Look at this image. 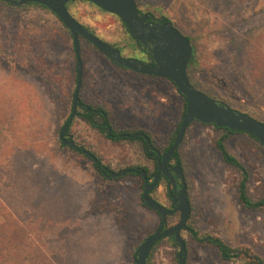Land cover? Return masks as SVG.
Returning <instances> with one entry per match:
<instances>
[{"label": "rangeland", "instance_id": "374dc122", "mask_svg": "<svg viewBox=\"0 0 264 264\" xmlns=\"http://www.w3.org/2000/svg\"><path fill=\"white\" fill-rule=\"evenodd\" d=\"M139 2L155 17L169 16L193 39L197 54L190 73L199 86L264 122V75L259 77L255 70L258 63L264 64L257 53L264 31V0ZM70 10L125 55L142 57L119 16L87 0L72 1ZM81 49L83 99L109 108L116 129L148 131L163 150L183 118L178 90L166 78L117 67L87 40L82 39ZM76 83L73 40L61 20L37 4L12 6L0 0V140L21 148L16 163L3 174L5 182L15 179L7 186L2 183L7 203L24 209L30 205L25 197L36 193L43 216L51 204L68 198L70 214L96 232L89 235L87 261L82 259L81 264H135L134 252L157 229L160 218L143 205L140 178L103 180L89 158L61 145L59 133L72 112ZM222 133L195 121L181 143L194 224L201 235L217 234L264 259V208L248 209L240 201V174L223 160L214 143ZM67 137L89 146L116 171L132 165L154 170L139 142H113L79 116L73 118ZM226 143L250 170L251 196L263 197L264 148L246 134H234ZM5 149L0 145V161L7 159L8 152L1 154ZM152 196L171 206L165 180ZM183 234L189 264H241L222 260L214 246L195 241L187 231ZM179 249L163 240L153 264H179Z\"/></svg>", "mask_w": 264, "mask_h": 264}, {"label": "trees", "instance_id": "16d2710c", "mask_svg": "<svg viewBox=\"0 0 264 264\" xmlns=\"http://www.w3.org/2000/svg\"><path fill=\"white\" fill-rule=\"evenodd\" d=\"M72 1H75V0H72ZM136 1L140 9V12L143 13V10H141L139 6L140 5L139 0H136ZM89 2L92 3L91 1ZM37 5H40V4H37ZM40 6L52 12L47 6H44V5H40ZM54 15L57 18H59L56 14ZM156 18L160 22H166V21L173 22V20L167 15H162ZM62 24L64 25L63 22ZM125 28L127 32L129 33L126 26ZM67 30L70 32L68 28ZM187 36L193 45V57L188 67V73L190 75V78L198 88L207 92L214 98L218 99L216 96L208 92L205 88L199 86L192 78L190 70L193 66H195V63H196L197 46L193 42V39L189 35ZM130 37L132 38L131 35ZM260 37H261L260 42H258V45L260 48L258 49L257 53L264 57V53L261 50V49H264V31L263 33L260 34ZM82 39L86 40L85 38L81 37L80 38L81 43H82ZM72 40H73V36H72ZM111 44L116 46L113 43ZM73 46H74V40H73ZM258 61L259 60H257L256 62ZM111 62L121 69L132 71L129 68L117 65L113 61ZM261 62H264V60H262ZM260 66H263L262 71L259 70ZM255 70H257L259 74H261L259 75V77L264 75L263 73L264 64L258 63L257 67H255ZM145 76H148V75H145ZM150 76L153 77V75H150ZM167 81H169L178 90L179 94L183 98L182 114L184 117L186 114L185 96L179 91L177 85L173 81H171L170 79H167ZM80 99L83 102V105L78 107L76 116H79L80 118L84 119L91 127L96 129L100 134L112 140L113 142H116V143H119L122 141L139 142L141 145L142 154L148 160L153 162L154 170L152 171L148 165H132V166L124 168L125 170H127V172L124 175L113 176L112 173L118 172V171H116L110 163L105 162L104 159L100 155H98L95 151H93L89 146H85V145L83 146L79 144L80 147L91 151L92 152L91 156H88L87 154L83 153L81 150H76L69 145H65L62 142H61V145L69 146L70 148L79 152L83 156L89 158L92 162V165L97 175L101 177L103 180L120 179L126 176H134L135 178H140L141 189H142L141 201L146 208L156 213L159 216L160 221H161L160 213L148 207V205L144 201V198H143V189L145 186L144 177L142 176L140 171H135L133 169L145 170L147 173L148 179L149 180L151 179L153 181L155 174L158 172V157L161 158L173 144L177 131L180 128L183 118L177 124L175 132L173 133V136L171 140L169 141V144L163 150H161L156 146L153 136L148 131H145L141 128L116 129L113 125L111 110L102 105H95L89 101H85L82 96V89L80 93ZM68 118L66 119V121L68 120ZM192 123L189 126H191ZM206 125H211L213 128L223 132L219 137L214 139V143L216 147L218 148L223 160L228 165L235 168L240 174L239 183H238V195H239V199L242 202V204L248 209L264 208V196L256 199L252 197L251 194L249 193V181L251 179L249 168L239 159V157L236 154H234L227 147L226 140L234 134H246L251 139H253L258 144H260L263 148H264V143L260 142L256 136H252L245 131H239V130L231 129L229 127H219L215 123H210ZM109 127H111L110 131H109ZM69 129L67 130L66 135H68ZM142 132H144L146 135L139 134ZM4 142H5V138H2L0 140V143H1L0 145L2 149L3 148H8V149L3 150L1 154L4 155L5 153L7 152L8 153H7V159L4 161H0V264H81L82 259L83 261H87V255H85V251L87 252L86 244L90 240V236L94 237L96 232L88 229V227H86L80 221L79 218L77 217L74 218L72 214H70L69 211H70V206L72 205V203L68 198L62 199L61 202L56 201L53 204H51L50 208H46L42 212L43 216H41L40 212H38V208H39L38 198L40 196L38 197L36 193L32 194L33 197L31 198L29 196L25 197V200H28L30 205L24 209H21V210L14 209L7 203V199L5 197V194L3 193L2 183L5 182L3 174L6 171V169L12 168V166L16 163V157H17L16 155L20 153L21 148H19V146L17 145H13V143H4ZM28 147H31V146H28ZM171 161L179 162L185 171V165H184L181 145L179 146L178 149L175 150L174 155L171 158ZM128 169L130 171H128ZM14 180L15 179L13 177H10L9 180L5 182V185L6 183L7 185H10V183L13 182ZM164 180L167 182V186H168L169 179L163 174H161L158 183L150 192L151 196H152V192ZM168 194L170 195V192H168ZM189 194H190V190L188 187V196ZM189 199H190V196H189ZM51 201H55V200L49 199V203ZM54 205H59V206L52 208ZM174 205L175 204L171 199V206L167 208L173 209ZM175 215H176V212L168 215L167 221H166L167 226H172L178 222L179 219L176 221ZM179 218H180V215H179ZM160 221H159V224H160ZM185 231H187L195 241H198L201 244H209V245L214 246L217 249L222 260H230L234 262L237 261V262H240L241 264H264L263 257L259 255L258 253H256L255 251H253L251 248L242 247V246H232L225 239H223L221 236L217 234L207 233V234L201 235L199 229L194 224L193 213H191L188 223L182 230V235H183V238L185 240L187 250H188L189 245H188L187 239L185 238L183 234V232ZM165 239L171 240V243L173 246H177V247L179 246V243L176 241L174 236H167V237L160 239L154 244L153 248L151 249L150 254L147 258V264H153L152 259L155 253V249L157 245ZM178 253H177V259L179 261ZM137 256L138 254L136 250L133 254L135 264H137L136 263ZM186 264H189L188 258H186Z\"/></svg>", "mask_w": 264, "mask_h": 264}, {"label": "water", "instance_id": "95a60500", "mask_svg": "<svg viewBox=\"0 0 264 264\" xmlns=\"http://www.w3.org/2000/svg\"><path fill=\"white\" fill-rule=\"evenodd\" d=\"M20 6L27 3H37L47 6L56 14L64 25L70 30L74 40V51L77 59V83L73 96V108L68 120L62 126L59 137L63 144L69 145L76 150H81L88 156L92 152L80 147L73 137H67L66 132L70 127L79 106L83 105L80 93L83 83L84 60L82 57L81 41L83 37L92 43L110 61L117 65L129 68L142 74L158 76L173 81L179 91L185 96L186 114L183 117L175 140L168 151L158 161V172L153 181L147 177L145 170L140 171L144 177L145 186L143 198L148 207L158 211L161 221L158 228L150 234L137 248V264H147V258L154 244L167 236H174L179 243V264H186L187 246L182 235V230L189 221L192 213V204L188 196V183L184 168L177 163H170L176 149L181 145L188 126L198 120L205 124L215 123L219 127L245 131L256 136L264 143V122L251 114L237 110L228 104L214 98L207 92L198 88L188 73L189 63L193 57V45L188 36L178 28L172 21L160 22L155 16L141 13L136 0H88L101 9L120 17L127 27L133 39L146 46L154 63L145 62L137 57L124 56L122 50L111 43L103 40L92 30L84 26L69 10L68 3L71 0H4ZM111 127H109V131ZM146 135L144 132L139 133ZM129 171V170H128ZM127 170L113 172V176L124 175ZM163 174L173 185L178 202L174 209H168L150 195L152 189ZM180 180V181H179ZM179 183L181 187L178 188ZM179 212L180 218L177 223L167 226L166 221L169 214Z\"/></svg>", "mask_w": 264, "mask_h": 264}, {"label": "flooded vegetation", "instance_id": "af4514ba", "mask_svg": "<svg viewBox=\"0 0 264 264\" xmlns=\"http://www.w3.org/2000/svg\"><path fill=\"white\" fill-rule=\"evenodd\" d=\"M1 1H3V2H6V3H8L9 5H12V6H17V5H14L13 3H11V2H8V1H4V0H1ZM72 1V0H71ZM70 3L71 2H69L68 3V8H69V10H70ZM28 4H36V3H34V2H31V3H27V4H23V5H28ZM20 6H22V5H20ZM140 10V9H139ZM142 10V9H141ZM71 11V10H70ZM143 13H148V12H145V11H143ZM73 14V13H72ZM151 17H153L154 15L153 14H150V13H148ZM74 15V14H73ZM75 16V15H74ZM76 17V16H75ZM77 18V17H76ZM78 19V18H77ZM81 22V21H80ZM82 23V22H81ZM83 24V23H82ZM84 26H86L85 24H83ZM87 27V26H86ZM88 28V27H87ZM90 29V28H89ZM91 30V29H90ZM135 40V39H134ZM136 41V44H137V48H138V52H140L141 54H142V57H139V59H141V60H143V61H145V62H148V63H154V60H153V58H152V56H151V54L149 53V51L147 50V48H146V46H144V44H142L141 42H139V41H137V40H135ZM121 50H122V53H123V55L124 56H127V55H125L124 54V52H123V49L122 48H120ZM127 57H135V56H133V55H131V56H127ZM138 58V57H137ZM134 71V70H133ZM135 72H137V71H135ZM139 73V72H138ZM142 74V73H141ZM143 75H147V74H143ZM148 76H150V75H148ZM153 77H155V78H162V77H158V76H153ZM162 158V157H161ZM160 159V157H158V160ZM159 162V161H158ZM170 163L171 164H173V165H175V164H177V163H179V162H174V161H171L170 160ZM129 170V169H128ZM130 171V170H129ZM187 180V179H186ZM150 181H152L151 179H150ZM180 181V180H179ZM179 187H181V184L179 183V186H178V188ZM188 187H189V185H188ZM168 192H170V195H169V197H170V199H172V201L174 202V208L176 207V205L178 204V202H176L175 201V198H176V195H178V194H176L175 193V190H174V187H173V185L172 184H170V182L168 183ZM192 204V203H191ZM173 208V209H174ZM192 210H193V207H192ZM179 213V212H178ZM180 215V214H179Z\"/></svg>", "mask_w": 264, "mask_h": 264}]
</instances>
